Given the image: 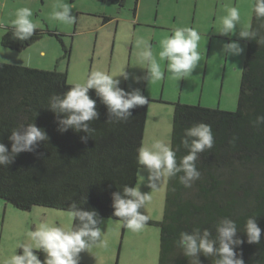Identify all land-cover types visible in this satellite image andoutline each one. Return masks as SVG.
Here are the masks:
<instances>
[{
  "label": "trees",
  "instance_id": "trees-1",
  "mask_svg": "<svg viewBox=\"0 0 264 264\" xmlns=\"http://www.w3.org/2000/svg\"><path fill=\"white\" fill-rule=\"evenodd\" d=\"M262 23L253 14L251 30L258 35L247 40L234 111L174 104L170 139L178 163L187 155L181 143L185 128L201 122L210 125L214 143L198 154L200 178L190 188L179 180L183 173L168 178L163 216L147 222L160 229L159 264H195V258L185 257L177 247L179 234L206 228L214 238L215 225L225 217L236 222L237 236L243 241L235 249L239 258L244 264H264V124L254 123L264 116V43H257L264 39ZM5 30L1 44L16 51H24L44 33L58 35L36 29L31 38L21 41L13 38L12 27ZM64 50L62 57L69 53L65 46ZM71 85L66 71L57 66L44 70L0 61V143L11 151V131L30 123L48 137L33 152H21L10 165L0 167V199L22 210L41 205L69 211L76 201L84 210H95L101 220L120 219L113 215L111 197L123 186L136 184V150L143 144L148 103L131 109L127 121L107 122L106 106L90 90L99 116L90 122L95 131L82 141L86 135L82 131H58V118L47 108L50 96ZM249 217H255L262 230L259 244H249L243 232ZM38 254L43 261L44 253ZM214 259L199 256L200 264H213Z\"/></svg>",
  "mask_w": 264,
  "mask_h": 264
},
{
  "label": "rangeland",
  "instance_id": "rangeland-1",
  "mask_svg": "<svg viewBox=\"0 0 264 264\" xmlns=\"http://www.w3.org/2000/svg\"><path fill=\"white\" fill-rule=\"evenodd\" d=\"M254 1L138 0L141 23L133 30L131 12L134 0H125L123 7L110 0H0V60L44 70L57 66L59 70L66 71L68 84L86 78L93 70L119 74L124 68L128 79L116 77L120 80L119 87L126 92L139 89L142 95L150 99L143 143L151 142L153 138L170 139L175 103L199 104L229 111L236 109L248 40L239 38L238 32L245 25L251 27L253 13L249 6ZM60 3L72 5L73 24L64 25L52 18V12L58 10L55 6ZM228 5L238 6L241 12L240 25L232 36L217 33L218 20L225 15ZM20 7L32 10V19L38 30H49L58 35L44 33L41 39L24 51L3 46L1 37L6 27L11 26L15 10ZM157 10L156 24L163 27L144 26L143 23L149 21ZM103 16L111 19L105 23ZM174 26L194 27L201 34L197 49L201 53L200 64L190 76L177 80L167 71V62L161 61L162 78L153 83L147 78V69L138 60L135 41L141 36L155 35L156 40L149 42L159 61L160 41L166 34H171ZM132 34L135 39L128 37ZM232 41L238 42L243 52L226 59L220 54L221 48L224 43ZM64 46L69 53L62 57ZM10 53L19 57L10 56ZM140 175L145 177V181L137 176L136 184L141 183L142 194H150L152 199L139 211L148 215L151 221L160 220L165 207L168 178H161L158 190L152 192L147 182L148 172L144 170ZM67 213L61 208L41 205L22 210L0 199V264L13 251L22 253V249H16V244L22 242L26 233L34 230L38 224L51 221L72 227ZM100 227L107 238V247L81 252L79 264H159L160 229L157 225L147 223L141 231L132 232L124 227L120 219L105 217ZM36 254L39 257L38 252Z\"/></svg>",
  "mask_w": 264,
  "mask_h": 264
},
{
  "label": "clouds",
  "instance_id": "clouds-1",
  "mask_svg": "<svg viewBox=\"0 0 264 264\" xmlns=\"http://www.w3.org/2000/svg\"><path fill=\"white\" fill-rule=\"evenodd\" d=\"M251 13L255 18L264 21V0H255L250 5ZM52 18L64 25L74 23L72 5L60 3L55 6ZM33 12L28 7H20L15 10L14 18L10 21L12 36L21 41L28 40L37 29L33 22ZM241 22V12L238 6L225 7V15L219 18L217 33L224 36L236 34L237 26ZM264 27V23L261 25ZM257 32L251 30L250 25L239 29L238 36L242 39L254 40ZM201 34L194 27L174 26L171 34H166L160 41L161 50L158 53L159 61L153 53L149 40L143 36L135 41L137 57L144 68L147 69V78L155 83L162 78L161 61H166L167 71L172 78L180 80L190 76L199 66L201 53L197 50ZM258 44L264 43V39L257 40ZM243 48L236 41L224 43L220 54L226 59L231 56H239ZM122 76L128 79L124 68L119 74L107 73L102 70L91 71L86 78L73 82L67 91L61 94H53L48 100L47 108L56 114L58 118V131L65 132L72 129L76 132H84L81 137L86 141L95 129L90 127V122L98 119L96 100L89 95L90 90L100 99L108 112L107 122L127 121L132 113L131 109L148 103L146 96L139 89L126 92L116 77ZM257 126L264 124V116H258L254 122ZM11 151L0 143V167L10 165L15 156L21 152H33L37 144L47 141L46 132L38 128L34 123L20 125L11 131L9 136ZM187 149V155L183 156L179 163L176 151L173 150L170 139H151L145 141L137 148V175L141 181L145 177L140 175L144 170L148 172L147 182L152 192L158 190V182L161 178H171L178 173L185 188H190L192 183L200 178V172L196 167L198 154L206 149H211L214 136L210 125L203 122L194 124L184 129L181 140ZM141 183L130 187L123 186L122 191L112 193L113 215L119 217L124 227L132 232L141 231L150 217L143 214L144 209L151 202L150 194H142ZM67 213L69 224L76 221L74 227L57 225L51 221L38 224L34 230L28 231L22 242L16 244V249H22L4 258L2 264H79V254L89 252L93 248H106L107 238L101 230L102 220L95 210H84L76 201L69 205ZM216 235L213 238L208 229H195L191 233L181 232L176 245L182 250L185 257L195 258V264H200L199 256L215 257L213 264H244L235 249L243 243L237 236L238 228L235 221L223 218L215 225ZM244 234L249 244H259L261 240V228L256 223L255 217H249L244 225ZM37 252L44 253V260L38 258Z\"/></svg>",
  "mask_w": 264,
  "mask_h": 264
},
{
  "label": "flooded vegetation",
  "instance_id": "flooded-vegetation-1",
  "mask_svg": "<svg viewBox=\"0 0 264 264\" xmlns=\"http://www.w3.org/2000/svg\"><path fill=\"white\" fill-rule=\"evenodd\" d=\"M112 3L114 4H118L119 7H123L124 6V1L125 0H118L117 2L114 1V0H110ZM134 3L135 5L133 6V12H131V15L134 19V27H133V30H135V28L137 27L138 24H140L141 22H139V7H138V0H134ZM122 5V6H121ZM157 9V7H156ZM156 13V12H155ZM152 14L151 15V19H149V21H147L146 23H143L144 26H151V27H163V26H158L156 24L157 22V14L159 13V11L157 10V13L156 14ZM104 17V22H108L111 17H108V16H103ZM154 18V21L152 20ZM149 22V23H148ZM118 31V27L115 28V33H117ZM136 34V33H134ZM132 34V35H129L128 37L131 38V39H135V35ZM148 40H156V36L152 34V36H149V37H146Z\"/></svg>",
  "mask_w": 264,
  "mask_h": 264
},
{
  "label": "crops",
  "instance_id": "crops-1",
  "mask_svg": "<svg viewBox=\"0 0 264 264\" xmlns=\"http://www.w3.org/2000/svg\"><path fill=\"white\" fill-rule=\"evenodd\" d=\"M11 27V26H10ZM7 54H9L8 52H6ZM10 56H15V57H19V55H15L14 53H10ZM0 61H4V60H0ZM7 62V61H6ZM7 63H17V62H7Z\"/></svg>",
  "mask_w": 264,
  "mask_h": 264
}]
</instances>
